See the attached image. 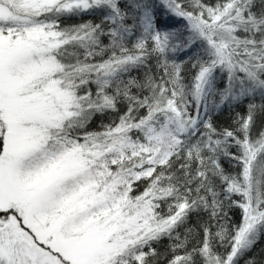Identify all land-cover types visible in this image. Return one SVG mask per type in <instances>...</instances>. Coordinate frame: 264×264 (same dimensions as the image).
Masks as SVG:
<instances>
[{
	"label": "snow or ice",
	"instance_id": "6c2138e0",
	"mask_svg": "<svg viewBox=\"0 0 264 264\" xmlns=\"http://www.w3.org/2000/svg\"><path fill=\"white\" fill-rule=\"evenodd\" d=\"M262 244L264 0H0V264Z\"/></svg>",
	"mask_w": 264,
	"mask_h": 264
},
{
	"label": "trees",
	"instance_id": "16d2710c",
	"mask_svg": "<svg viewBox=\"0 0 264 264\" xmlns=\"http://www.w3.org/2000/svg\"><path fill=\"white\" fill-rule=\"evenodd\" d=\"M226 117H224V118H222V119H225ZM167 242H165V244H166ZM261 246H264V244H262ZM257 252H259V247H258V249H257Z\"/></svg>",
	"mask_w": 264,
	"mask_h": 264
}]
</instances>
